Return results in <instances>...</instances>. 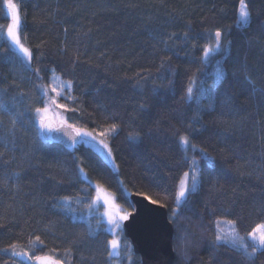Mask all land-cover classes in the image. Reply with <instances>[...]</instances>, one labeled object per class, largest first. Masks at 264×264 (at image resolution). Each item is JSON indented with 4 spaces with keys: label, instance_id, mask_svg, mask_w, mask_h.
Returning a JSON list of instances; mask_svg holds the SVG:
<instances>
[{
    "label": "trees",
    "instance_id": "obj_1",
    "mask_svg": "<svg viewBox=\"0 0 264 264\" xmlns=\"http://www.w3.org/2000/svg\"><path fill=\"white\" fill-rule=\"evenodd\" d=\"M15 2L32 62L24 68L9 47L4 35L9 18L0 0V56L7 50L11 61L0 62V101L15 108L0 113V250L17 244V252L51 254L65 264H139L124 233L120 257L107 256L112 235L103 231L101 213L87 215L98 183L128 212L132 192L167 206L174 225L173 264H241L235 252L213 245L214 221L237 220L242 235L264 221V104L230 75L246 66L258 84L264 82V0H247L252 23L245 29L235 26L239 0ZM217 28L230 47L217 59L229 71L226 83L239 107L221 122L218 104L216 112H200L202 123L193 125L192 143L207 150L216 165L211 168L198 150L185 152L175 130L186 132L197 113L195 103L182 99L189 77L212 84L215 64L200 63L201 46ZM53 70L73 82L75 99L61 98L67 122L94 132L110 123L120 126L107 137L117 166L91 145L46 141L32 125L35 108L49 100L40 85H48ZM17 113L23 122L17 117L13 137L10 117ZM133 132L139 134L135 140L129 138ZM5 139L14 146L5 148ZM191 158L199 164V188L177 207L174 195ZM81 167L87 179L78 174ZM13 172L20 173L19 180ZM62 196L73 197L71 207L83 219L57 205ZM97 221L101 230L91 232L89 224L95 229ZM10 253H0V264H27ZM246 264H264V256Z\"/></svg>",
    "mask_w": 264,
    "mask_h": 264
},
{
    "label": "snow or ice",
    "instance_id": "obj_2",
    "mask_svg": "<svg viewBox=\"0 0 264 264\" xmlns=\"http://www.w3.org/2000/svg\"><path fill=\"white\" fill-rule=\"evenodd\" d=\"M5 2L7 4L8 17L10 18L11 23L6 26L4 35L9 43V47L19 54L18 59L20 64L24 68L28 69L31 67L32 51L30 48L25 47L22 43L20 31L22 25L21 7L17 2H15V0H5ZM251 23L252 13L247 7V0H239L235 26L238 29H245L250 27ZM65 31L67 30L65 29ZM185 39H187V35H185ZM206 39H208L209 42L201 46L203 55L200 63L204 65L209 63L215 64L214 71L210 74L212 77V84L206 85L205 80L199 79L196 74L189 77L184 88V96L182 99L187 103H195L197 106V113L196 116L193 117L192 124L188 125V130L186 132L180 134L181 130L176 128L175 134L178 137V143L184 148L186 153L189 149L198 150L201 154V159L207 160L208 166L214 168L216 165L207 150L199 148L197 144L192 143V134L197 131L193 125L202 123L200 112H216L218 104L221 110L218 120L223 122L222 117L226 113L235 111L239 107V103L235 93L230 91L232 85L230 83H226L229 80V71L224 67L223 61L217 59V57L221 54L230 52V47H225L223 43L222 30L217 28L214 32L207 33ZM228 44L230 45L231 41H229ZM6 53L7 50H5V55L0 56V62H11ZM34 71L39 73L40 70L35 69ZM197 73H200L199 69L197 70ZM201 74L203 75V73ZM230 75L232 79L242 82L244 89L248 92V94H250L251 99H256L257 94H259L260 103L264 104V82L258 84L257 81L252 78V75L248 72L246 66H241L238 70L231 72ZM52 80L54 83L51 86L40 85L44 95H47L50 90L56 93V97L64 96L65 99H75V97L64 94V89L71 90L73 84L71 80H60V78L55 75L54 70ZM171 83L172 81H169V85H171ZM204 100L208 101L206 107L202 104ZM53 106L62 109H66L67 107L66 105L58 104L56 98L53 97L45 103L44 107L35 108L31 123L37 128L38 133L42 134L44 138L47 139L49 138L50 133L62 131L63 134H67L71 137V145L73 147L77 143L91 145L94 146L96 150L103 152L108 159H112V150L106 140L108 136L117 132L120 127L117 123L108 124L103 131L99 133L89 131L84 128H77L75 125H69L65 121H61L59 127H54L48 115ZM139 107L143 109L145 105H140ZM13 111H15L13 105L0 101V113ZM17 117L21 119V122H23L22 113H17L16 117H10L11 128H9L8 131L13 137H15L16 133ZM2 122L3 118L0 116V124H2ZM138 136V133H129V138L132 140L137 139ZM98 137L100 138L98 139ZM3 142L5 148L8 147V143H13L14 146V141H6L5 139ZM57 142H63L62 137L59 138ZM3 155L4 153L0 152V157ZM221 170L224 171V169ZM237 170H239V165L237 166ZM78 174L84 179H87L82 167L78 168ZM12 177L19 180L20 173L13 172ZM200 178L199 164L195 158H191L189 171H185L183 173L179 180L178 189L174 195L177 207H179L181 203H186L190 195L198 190ZM2 183L6 184L7 181H2ZM57 183L62 184L63 182L59 181ZM95 187V199L87 207L91 209L93 204H98L100 201H103V203L109 207V211L104 214L103 231L112 235L113 238L106 241V251L110 260L114 258L118 259L121 254L122 245L117 233L123 231L122 222L128 220L130 214L125 213L121 215L118 211H113L112 209H114L116 205L113 203L112 194L106 192L99 184ZM72 200L73 197L71 196H62L56 200V203L58 206L64 208L68 213L73 214V219H83V217L75 215V209L71 207ZM61 201L64 203L62 204ZM151 203L156 204L158 201L152 200ZM173 214L175 215V213ZM221 222L222 221L220 219L214 221L215 237L213 245L215 247H226L235 252L241 257V264H246L248 261H255L259 256H264V221L255 224L254 227H251V229L246 231L243 235L239 230L237 220L223 221L230 225L227 231L220 227ZM100 224L101 221H97V227L95 229H93L91 224H89L90 231H100ZM36 240L40 241V237L37 236ZM40 242L43 243V241ZM17 247V244H11L7 248L0 250V253L9 254V249H11V256L27 257L29 261L34 260L36 264H63V261L57 260L51 256H30L27 252H17ZM123 247L128 248L129 246L125 243Z\"/></svg>",
    "mask_w": 264,
    "mask_h": 264
},
{
    "label": "water",
    "instance_id": "obj_3",
    "mask_svg": "<svg viewBox=\"0 0 264 264\" xmlns=\"http://www.w3.org/2000/svg\"><path fill=\"white\" fill-rule=\"evenodd\" d=\"M49 117L54 127H59L60 122L65 121H56L52 116L49 115ZM40 135L44 140L53 142H57L62 137L63 142H60L61 144L68 147L72 146L71 137L63 134L62 131L50 133L47 139L42 134ZM128 200L132 209L129 212V219L123 221V233L132 244L133 251L140 256L139 264H173L176 259L174 225L169 217L167 206L160 202L152 204L151 201L154 199L137 192H132ZM41 256H51L62 261L51 254ZM16 258L27 264H36L34 260L29 261L27 257Z\"/></svg>",
    "mask_w": 264,
    "mask_h": 264
},
{
    "label": "rangeland",
    "instance_id": "obj_4",
    "mask_svg": "<svg viewBox=\"0 0 264 264\" xmlns=\"http://www.w3.org/2000/svg\"><path fill=\"white\" fill-rule=\"evenodd\" d=\"M5 4H6V2H5ZM6 14H7V16H8V10H7V4H6ZM9 18V17H8ZM9 23H11V20H10V18H9V21H8V24ZM7 24V25H8ZM6 25V26H7ZM5 31H6V28H5ZM21 38H22V36H21ZM22 43L25 45V47H28L27 46V44L23 41V39H22ZM29 48V47H28ZM31 62H32V60H31ZM56 76H58L59 78H60V80H63V81H67V80H65V79H63L61 76H59L58 74H55ZM53 76V75H52ZM53 83H54V81L52 80V77H51V79H50V82L48 83V85L47 86H51V85H53ZM59 90V89H58ZM71 93H72V88H71V90H68V89H64V94L65 95H67V96H71ZM47 96H48V99H50V98H53V97H55L56 98V100H57V103L58 104H63V105H65V103L62 101L63 99H61L62 97H64V96H60V97H56V93H54V92H52V91H48V93H47ZM44 107V106H43ZM42 108V107H41ZM48 115H50V116H52L53 117V119H55L56 121H59V120H65L66 121V117H65V114H64V109H62V108H57V107H52V109H51V111L48 113ZM87 130H89V129H87ZM89 131H92V130H89ZM99 132H101V130H99V131H96V133H99ZM100 137H98V139H99ZM106 142L108 143V145H109V147L111 148V146H110V144H109V142L106 140ZM94 147V146H93ZM95 148V147H94ZM112 150V149H111ZM101 152V151H100ZM103 155H104V153L103 152H101ZM111 155H112V159H108L105 155V157H106V159L112 164V165H115V166H117V164H116V161H115V159H114V156H113V152L111 153ZM98 184V183H97ZM97 184H94V199H95V196H96V185ZM100 185V184H99ZM101 186V185H100ZM106 192H108V193H110V194H112V197H113V203L116 205V207L114 208V209H112L113 211H118L121 215H123V214H125V213H129L128 212V210H126V208H124V207H122L121 206V204L117 201V199H116V197H115V195H114V193L113 192H111V191H109L108 189H106L105 187H103V186H101ZM73 208V207H72ZM107 211H109V207L107 206V205H105L104 203H103V201H100L98 204H93V206L91 207V209H89L88 210V212H87V215H94V214H96L97 212H99V213H101V215H102V217H103V220H104V214L107 212ZM224 220H230V219H226V218H223V219H221V224H220V227L221 228H223L225 231H227L228 229H229V227H230V225L229 224H227V223H225V222H223ZM122 227H123V222H122ZM117 235L119 236V238H120V240H121V238H122V235H123V231L122 232H118L117 233ZM113 237H111V239H112ZM110 239V240H111ZM122 243V242H121Z\"/></svg>",
    "mask_w": 264,
    "mask_h": 264
}]
</instances>
